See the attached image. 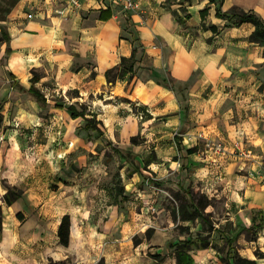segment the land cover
I'll return each instance as SVG.
<instances>
[{
  "label": "crops",
  "instance_id": "obj_1",
  "mask_svg": "<svg viewBox=\"0 0 264 264\" xmlns=\"http://www.w3.org/2000/svg\"><path fill=\"white\" fill-rule=\"evenodd\" d=\"M79 1L75 8L69 0H17L0 20L8 35L0 40V264H48L49 259L175 264L166 243L177 238L145 224L154 230L134 242L135 232L124 224L120 206L102 194L98 164L112 147L120 150L114 156L121 161L131 156L157 176L180 172L182 165L192 169L191 179L201 192L223 196L230 208L221 221L248 226L255 210L264 218V46L248 39L253 24L227 25L216 16L218 0H136L139 6L132 12L105 0ZM233 7L254 10L264 20V0H222L220 5L223 12ZM132 29L143 47L135 55L134 71L107 81L105 71L131 55ZM32 71L45 106L27 91ZM164 77L175 80L177 91L157 82ZM69 104L84 108L102 134L84 129L81 116L71 118ZM18 126L34 129L27 134L18 132ZM178 131L180 149L173 137ZM133 136L136 142H131ZM206 139L221 142L224 151L206 148ZM235 140L249 150V157L232 153ZM192 146L196 149L186 153ZM79 148L98 153L95 165H87L78 178L75 173L70 185L57 181V190L45 199L43 185L28 182L29 153L58 163ZM57 163L55 170L63 166ZM7 186L21 191L10 204L3 201ZM64 214L70 217L67 245L57 235ZM183 221L193 229L192 220ZM207 247L192 250L210 258Z\"/></svg>",
  "mask_w": 264,
  "mask_h": 264
},
{
  "label": "rangeland",
  "instance_id": "obj_2",
  "mask_svg": "<svg viewBox=\"0 0 264 264\" xmlns=\"http://www.w3.org/2000/svg\"><path fill=\"white\" fill-rule=\"evenodd\" d=\"M4 1L0 0V3L3 4ZM2 13L0 9V16L4 15L5 17V14ZM2 39L0 33V40ZM177 89L178 84L175 83L174 91H177ZM55 99L59 98L55 96ZM16 128L18 132L27 134H30L34 129L30 126H18ZM73 128V133L79 134V126L75 124ZM92 135H95V133ZM39 138L40 141L47 139L45 136H39ZM105 144L111 146L106 142ZM81 149L84 151L83 153L78 151ZM232 153L235 154L233 148ZM114 155H116L114 151L107 150L98 164L103 170L100 183L104 186L105 191H102V194L106 193L108 201H113L117 187H121L123 195H127V200L121 204L120 210L125 214L126 223L124 224L129 226L130 231L135 232L134 242L139 240V235L150 234L154 230V228H145V224H150L155 228H161L163 231L171 233L172 240L181 239L178 236L185 237L187 235L207 237L210 258L205 254L192 250L190 253L194 258V264H226L227 261L233 264V258L237 255L254 259L255 264H264V223L262 228L254 229L249 228L251 224H248V226L243 224L233 225L228 219L221 221L222 218L227 217L230 208L224 204L223 196L207 195L205 192H201L199 184L191 179L192 169L187 168L185 170L182 165L180 172L178 170H175V173L165 171L163 175L157 176L147 167L144 168L140 160H133V157L129 156L128 162H125ZM96 158H98V153L88 152L86 154L84 148L77 149L75 154L65 155L64 159L62 158L58 163L51 157L49 159H38L29 153L27 158L28 182L32 183L37 180L40 185H43V196L46 199L52 195L50 192L57 190L59 186L56 183L57 181L70 185L74 175L77 174L78 178L79 173L81 172L82 175L87 165H95L93 160H96ZM55 163L63 166L59 170H55L53 168ZM133 167H136V170L140 168V172L133 173ZM36 171H38V174H35ZM55 171H63V173L59 175L55 174ZM189 195L193 197V201ZM199 197L202 200L206 197L208 202L202 211L206 221L204 222L200 216H197L189 221L190 225L193 226V229L189 230V227L185 228L184 223L186 221L180 219L177 208L179 205L184 204L189 211H192L195 207L196 198ZM173 211H175V216ZM144 228L145 232L141 233L140 230ZM230 237L234 239L232 242L227 241ZM262 254L263 256H261Z\"/></svg>",
  "mask_w": 264,
  "mask_h": 264
},
{
  "label": "trees",
  "instance_id": "obj_3",
  "mask_svg": "<svg viewBox=\"0 0 264 264\" xmlns=\"http://www.w3.org/2000/svg\"><path fill=\"white\" fill-rule=\"evenodd\" d=\"M16 1L17 0H5L3 3L5 5L0 3V9L3 12L2 14H6L7 12H9L10 8L14 6ZM209 1L212 2L214 0H209ZM221 3H222V0H218V5L215 9L216 16L225 18L226 21L228 22L227 25L237 26L241 24L242 22L252 23L254 28L249 34L248 39L252 42H255L259 45L264 46V20L260 17V15L257 14L254 10L244 11V10L236 9L234 7L229 9L228 11L223 12L220 9ZM181 11L184 13L185 18H188L190 16L184 6L181 7ZM200 13H201V16L204 17L206 13V7L202 9ZM173 14L177 17V20L179 22H182L180 17L178 16L177 11H173ZM2 19H4V15L0 16V20ZM124 21L126 23H129L130 17L125 16ZM211 28L214 31L217 30L214 25H211ZM0 33H1V37L3 38V40L8 39V35L3 27H0ZM130 33L131 35L129 36V39L132 44L131 55L129 57H121L120 63L118 65H115L105 71V76H106L107 81L113 82L116 78H123L126 73L132 74L134 71V64L136 62L135 55L137 52L143 51V47L140 44H136L139 41V38L136 34L135 29L134 30L132 29ZM4 52L5 54H8L10 52V48L6 46ZM8 75L13 79V75L10 72H8ZM30 80L32 84L29 86L27 91L33 95V97L35 98L37 102H39V104H41L42 106H45L47 102H46V98L44 94L34 85V83L38 80V76L35 71H32V76ZM174 81L175 80L171 77H164L161 81L158 80L157 82L173 89ZM12 84H14V81H12ZM184 87L185 86L183 87L179 86V90H182V88ZM57 106H60V105H57ZM140 109L143 111L142 115H149L145 111V107H139L138 110ZM67 110L69 111V115L71 118H77L79 116L84 118L85 120V123L83 125L84 129L86 130L92 129V130H95L98 134L100 135L102 134V131H100L96 125L97 121L94 118L85 117L84 114L86 112L84 108L77 109L74 104H69L67 106ZM179 133L181 132L178 131L173 136L174 139L176 140V143L178 139H181ZM130 140L131 142H136L137 137L133 136L131 137ZM106 143L110 144V142H106ZM177 148L180 149L179 143H177ZM112 149L117 154L118 153L120 154V150L117 147H112ZM195 149L196 148L192 146L186 149V153H191ZM122 192H123L122 188L117 187L116 192L114 193L113 203L117 204L118 206H121V204L127 200V195H123ZM20 195H21L20 190H17L15 187L7 186L6 191L3 194V201L6 204H10L15 199L20 197ZM189 196L191 197V200L193 201L194 200L193 197L191 195ZM196 199L197 200L195 202V207L192 209V211H189L187 209V206L184 204H181L178 206L177 213L180 214L181 220H193L197 216H200L204 222L206 221V218L202 214L204 207L208 204V202L206 201V197L203 200L201 199V197L196 198ZM173 215L175 216V211H173ZM0 216H1V213H0ZM263 223H264V218H263L261 211L255 210L254 213L252 214L251 225L249 228H254V229L262 228ZM185 228H188V227H185ZM69 231H70V217L68 214H64L61 217L60 222L58 224V228H57L58 239L62 245L68 244ZM233 240L234 239H231V237L227 239V241L229 242H232ZM208 243L209 242L207 240V237L205 236H200V235L191 236L190 235L189 238L184 237L183 239H178L176 242L168 241L166 243V246L173 250L174 257H175V264H194V259L190 253V250H192L193 248H205L208 246ZM261 256H263V254ZM153 257L156 259H159L160 254H154ZM233 259H234L233 264H255L254 259L241 257L239 255H237ZM101 263L102 261H99L97 264H101ZM48 264H74V263L70 262V260L49 259ZM226 264H230V263L227 261Z\"/></svg>",
  "mask_w": 264,
  "mask_h": 264
},
{
  "label": "built area",
  "instance_id": "obj_4",
  "mask_svg": "<svg viewBox=\"0 0 264 264\" xmlns=\"http://www.w3.org/2000/svg\"><path fill=\"white\" fill-rule=\"evenodd\" d=\"M105 1L119 7V9L123 12L135 11L139 6L136 0H105ZM69 2L75 8H77L80 4L79 0H69ZM31 16H32V13H27V17H31ZM179 135H181V133H179ZM2 138L3 137L0 136V139ZM204 146L206 148L212 147L213 150L218 153H221L222 151H224V144H222L221 142H213V141L206 139L204 140ZM232 148L234 149L235 154L240 157L246 158L250 156L249 150L239 140H235L232 142Z\"/></svg>",
  "mask_w": 264,
  "mask_h": 264
}]
</instances>
